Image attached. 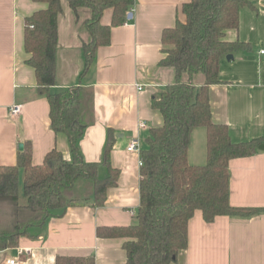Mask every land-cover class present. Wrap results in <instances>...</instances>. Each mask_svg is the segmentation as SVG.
Instances as JSON below:
<instances>
[{
    "label": "crops",
    "instance_id": "obj_1",
    "mask_svg": "<svg viewBox=\"0 0 264 264\" xmlns=\"http://www.w3.org/2000/svg\"><path fill=\"white\" fill-rule=\"evenodd\" d=\"M188 0H135L132 18L110 30L109 45L99 47L87 69L81 64L83 43L90 40L82 23L89 18L79 10L76 20L61 0L58 17L56 82L53 92L69 87L92 92L94 121L79 141L85 162L100 163L106 133L112 130L114 146L110 165L118 171L117 184L106 192L102 207L81 203L68 207L41 227L21 237L18 247L0 251V264H6L15 249H28L17 257L18 264H55L57 257L93 258L94 264H124L123 240L98 238V227H126L134 222L139 205L140 168L138 155L126 151L137 139L143 146L148 130L162 125L152 98L175 82L171 68L160 67L164 58L162 31L175 25L179 9ZM250 7L240 11L239 26L228 30L224 39L245 48L229 53L219 64V84L208 89L211 120L225 125L234 144L260 140L256 152L229 162L230 206L256 210L248 218L219 216L206 223L194 212L187 227V248L171 264H264V0H246ZM44 4L32 0H0V166H14L19 146L29 143L31 162L42 163L55 149L70 160V144L62 133L50 127L49 105L38 95L34 70L25 62L23 37L25 19ZM112 10L103 12L102 25L111 24ZM186 74L181 76L188 82ZM196 89L204 76L195 74ZM138 87L141 89L139 90ZM20 106L12 116L10 108ZM145 123L140 129L138 124ZM187 161L192 166L206 163V131L191 134Z\"/></svg>",
    "mask_w": 264,
    "mask_h": 264
},
{
    "label": "trees",
    "instance_id": "obj_2",
    "mask_svg": "<svg viewBox=\"0 0 264 264\" xmlns=\"http://www.w3.org/2000/svg\"><path fill=\"white\" fill-rule=\"evenodd\" d=\"M44 4L25 19L23 47L26 64L34 70L36 90L49 105L50 127L64 134L70 144V160L57 150L49 151L41 164L33 165L29 143L22 145L14 166H0V251L18 247L21 237L48 219L60 217L76 204L102 207L106 192L117 184L118 171L110 165L115 135L106 133L100 163L85 162L79 141L93 124V99L89 88L69 87L53 92L58 50L57 24L61 0H32ZM79 18V10L90 16L82 26L90 40L81 47L85 71L95 51L110 42V30L127 22L135 0H64ZM246 0H188L179 9L180 18L164 29L161 42L164 58L160 67L171 68L175 82L152 98V108L162 125L148 130L140 158L139 205L134 222L126 227H98V238L122 239L124 264H171L187 248V227L194 212L206 223L216 217L248 218L256 210L234 208L228 201V164L253 155L260 140L234 144L225 125L214 124L208 89L219 84L220 61L246 45L225 41L228 30L239 26ZM112 10L111 24L102 25L105 10ZM186 74L188 82L181 76ZM195 74L204 76L196 89ZM206 131V163L192 166L187 161L191 134ZM55 264H94L93 258L57 257Z\"/></svg>",
    "mask_w": 264,
    "mask_h": 264
},
{
    "label": "built area",
    "instance_id": "obj_3",
    "mask_svg": "<svg viewBox=\"0 0 264 264\" xmlns=\"http://www.w3.org/2000/svg\"><path fill=\"white\" fill-rule=\"evenodd\" d=\"M259 54H260V55H264V44H263L262 49L259 51ZM138 89L140 90L141 88L138 87ZM9 112H10V114H11L12 116H17V115H19V114H20V106H12V107L10 108V111H9ZM138 127H139L140 129H145V128H146V125H145V123L140 122V123L138 124ZM126 151L129 152V153H133V154L138 155V157H139V159H138V167L140 168L141 165H142V160H141V158H140V153H141V145H140V142H139L137 139L132 140V141L128 144V146H127V148H126ZM15 251H16V255H15V256H10V257L6 260V264H18V262H17V257H18L19 255L24 254V253H28V249H21V248L18 249V248H17V249H15Z\"/></svg>",
    "mask_w": 264,
    "mask_h": 264
},
{
    "label": "water",
    "instance_id": "obj_4",
    "mask_svg": "<svg viewBox=\"0 0 264 264\" xmlns=\"http://www.w3.org/2000/svg\"><path fill=\"white\" fill-rule=\"evenodd\" d=\"M131 18H132V13H129V14L127 15V20H131ZM230 58H232L230 55L226 56V59H227V60L230 59ZM20 149H22V146H21V145L19 146V150H20Z\"/></svg>",
    "mask_w": 264,
    "mask_h": 264
},
{
    "label": "rangeland",
    "instance_id": "obj_5",
    "mask_svg": "<svg viewBox=\"0 0 264 264\" xmlns=\"http://www.w3.org/2000/svg\"><path fill=\"white\" fill-rule=\"evenodd\" d=\"M82 60H84V56H83V54H82L81 64H83V61H82Z\"/></svg>",
    "mask_w": 264,
    "mask_h": 264
}]
</instances>
